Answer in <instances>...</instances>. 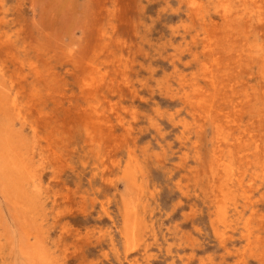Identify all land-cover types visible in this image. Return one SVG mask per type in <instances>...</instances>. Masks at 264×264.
Instances as JSON below:
<instances>
[{
    "label": "rangeland",
    "instance_id": "1",
    "mask_svg": "<svg viewBox=\"0 0 264 264\" xmlns=\"http://www.w3.org/2000/svg\"><path fill=\"white\" fill-rule=\"evenodd\" d=\"M263 103L264 0H0V264H264Z\"/></svg>",
    "mask_w": 264,
    "mask_h": 264
},
{
    "label": "bare ground",
    "instance_id": "2",
    "mask_svg": "<svg viewBox=\"0 0 264 264\" xmlns=\"http://www.w3.org/2000/svg\"><path fill=\"white\" fill-rule=\"evenodd\" d=\"M247 2H248V1H247ZM249 4H250V3H249ZM210 9H211V7H210ZM210 9H209V10H210ZM236 11H237V10H236ZM254 18H255V17H254ZM231 23H232V22H231ZM210 24H211V23H210ZM215 25H216V24H215ZM257 25H258V24H257ZM255 26H256V25H254L253 28H254ZM257 27H259V26H257ZM260 29H261V28H260ZM206 32H207V31H206ZM200 35H201V34H200ZM115 36H116V35H115ZM117 37H118V36H117ZM193 42H194V40H193ZM124 43H126V42H124ZM197 43H198V42H197ZM187 44H188V43H187ZM116 45H117V44H116ZM121 45H123V44H121ZM124 46H126V45L124 44ZM117 48H118V47H117ZM216 48H217V47H216ZM114 49H115V48H114ZM124 49H125V48H124ZM120 50H121V49H120ZM128 50H129V49H128ZM118 51H119V50H118ZM121 51H122V50H121ZM126 52H130V51H126ZM108 53H109V52H108ZM122 53H124V51H123ZM122 53H121V54H122ZM105 54H106V53H105ZM110 54H111V53H110ZM116 54H117V53H116ZM126 54H128V53H126ZM184 54H185V53H184ZM193 54H194V53H193ZM233 54H234V53H233ZM101 55H102V54H101ZM106 55H109V54H106ZM111 55H112V54H111ZM118 55H119V54H118ZM114 56H115V55H114ZM122 56H123V55H122ZM129 56H130V55H129ZM112 57H113V56H112ZM112 57H111V58H112ZM123 57H125V56H123ZM230 57H231V56H230ZM256 57H257V56H256ZM256 57H255V58H256ZM105 58H106V57H105ZM119 58H120V57H119ZM127 58H128V57H127ZM256 59H258V58H256ZM110 60H111V59H110ZM115 60H116V59H115ZM118 60H119V59H118ZM252 60H253V59H252ZM97 61H98V60H97ZM104 61H105V60H104ZM231 61H232V60H231ZM98 62H99V61H98ZM101 63H102V62H101ZM113 63H114V62H113ZM128 63H129V61H128ZM236 63H239V62L236 61ZM247 63H248V62H247ZM255 63H256V61H255ZM93 64H94V63H93ZM106 64H107V63L105 62V66H106ZM129 64H130V63H129ZM210 65H211V64H210ZM100 66H101V65H100ZM103 66H104V65H103ZM110 66H111V65H110ZM114 66L116 67V65H114ZM127 66H128V65H127ZM176 66H177V65H176ZM212 66H213V68H214V65H213V64H212ZM233 66H234V65H233ZM98 67H99V66H98ZM111 67H112V66H111ZM234 67H235V66H234ZM119 68H120V67H119ZM182 68H184V67H182ZM186 68H187V67H186ZM103 69H105V68H103ZM107 69H108V67H107ZM107 69H106V70H107ZM125 69H126V67L124 68V70H125ZM186 70H187V69H186ZM89 71H90V70H89ZM92 71H93V69H92ZM103 71H104V70H103ZM111 71H112V70H111ZM121 71H122V70H121ZM121 71H120V72H121ZM97 72H98V71H97ZM232 72H233V71H232ZM89 73H91V71H90ZM89 73H88V74H89ZM98 73H99V72H98ZM104 73H105V72H104ZM107 73H108V70H107ZM117 73H118V70H117ZM128 73H129V72H128ZM249 73H250V72H249ZM88 74H87V75H88ZM91 74H92V73H91ZM102 74H103V73H102ZM113 74H114V72H113ZM120 74H121V73H120ZM122 74H124V73L122 72ZM97 75H98V74H97ZM124 75H125V74H124ZM127 75H129V74H127ZM131 75H132V74H131ZM253 75H254V74H253ZM99 77H103V76H100V75H99ZM105 77H106V76H105ZM50 78H51V77H50ZM122 78H124V77H122ZM230 78H231V77H230ZM89 79H90L89 81L92 82L91 77H90ZM105 79H106V78H105ZM108 79H109V78H108ZM241 79H242V78H241ZM85 80H86V79H85ZM109 80H110V79H109ZM223 80H224V79H223ZM105 81H106V80H105ZM105 81H104V82H105ZM170 81H172V80H170ZM84 82H85V81H83V84H84ZM134 83H136V82H134ZM50 84H51V83H50ZM87 84H90V83L87 82ZM175 84H176V83H175ZM80 87H81V86H80ZM231 88H232V87H231ZM87 89H89V88H87ZM89 90H90V89H89ZM238 90H239V89H238ZM87 91H88V90H87ZM104 91H105V90H104ZM258 91H259V90H258ZM112 92H114V91H112ZM175 92H176V91H175ZM120 93H121V92H120ZM253 93H254V91H253ZM133 94H134V91H133ZM257 94H258V93H257ZM109 95H110V94H109ZM114 95H115V94H114ZM122 95H123V94H122ZM205 95H206V94H205ZM116 96H117V95H116ZM131 96H132V95H131ZM256 96L258 97V95H256ZM104 97H105V95H104ZM119 97H120V96H119ZM121 97H122V96H121ZM192 97H193V96H192ZM130 98H131V97H130ZM245 99H246V98H245ZM173 100H174V99H173ZM175 100H176V99H175ZM97 101H98V100H97ZM134 101H135V100H134ZM170 101H171V100H170ZM176 101H177V100H176ZM245 101H246V100H245ZM257 102H259V101H257ZM11 103L13 104V99H12ZM106 103H107V102H106ZM110 103H111V102H110ZM115 103H117V102H115ZM176 103H177V102H176ZM253 104H254V103H253ZM116 105H117V104H116ZM182 105H183V104H182ZM258 105H259V104H258ZM263 105H264V103H263ZM120 106H121V105H120ZM250 106H251V105H250ZM253 106H254V105H253ZM118 107H119V106H118ZM121 107H122V106H121ZM209 108H210V107H209ZM16 109H17V108H16ZM260 109H262V108H260ZM263 109H264V108H263ZM98 110H99V109H98ZM180 110H181V109H180ZM183 110H185V109H183ZM255 110H256V108H255ZM164 111H165V110H164ZM203 111H204V110H203ZM253 111H254V110H252V112H253ZM261 111H262V110H261ZM17 112H18V110H17ZM165 112H166V111H165ZM263 112H264V110H263ZM162 113H164V112H162ZM178 113H179V112H178ZM207 113H208V112H207ZM124 114H125V113H124ZM159 114H160V113H159ZM166 114H167V113H166ZM113 115H114V114H113ZM178 115H179V114H178ZM198 115H201V114L198 113ZM205 115H206V114H205ZM253 115H254V114H253ZM114 116H115V115H114ZM186 116H187V115H186ZM201 116H202V115H201ZM208 116H209V115H208ZM162 117H163V116H162ZM174 117H175V116H174ZM188 117H189V116H188ZM196 117H197V116H196ZM258 117H259V116H258ZM165 118H166V117H165ZM170 118H171V117H170ZM255 118H256V115H255ZM162 119H164V118H162ZM166 119H167V118H166ZM166 119H164V120H166ZM93 120H94V119H93ZM99 120H100V119H99ZM104 120H105V119H104ZM157 120H158V118H157ZM251 120H253V119H251ZM251 120H250V121H251ZM116 121H117V120H116ZM158 121H159V120H158ZM166 121H169V120L167 119ZM170 121H171V120H170ZM170 121H169V122H170ZM172 121H173V120H172ZM258 121H259V119H258ZM142 122H143V120H142ZM144 122H145V121H144ZM144 122H143V123H144ZM227 122H228V121H227ZM126 123H127V122H126ZM106 124H107V123H106ZM114 124H115V123H114ZM110 125H111V124H110ZM171 126H172V125H171ZM253 126H254V125H253ZM121 127H122V126H121ZM174 127H175V126H174ZM177 127H178V125H177ZM7 128H8V127H7ZM168 128H169V127H168ZM254 128H255V126H254ZM149 129H150V128H149ZM164 129H165V128H164ZM166 129H167V128H166ZM176 129H177V128H176ZM259 129H260V128H259ZM247 130H248V129H247ZM254 130H255V129H254ZM261 130H262V129H261ZM87 131H88V130H87ZM96 131H97V130H96ZM111 131H112V130H111ZM136 132H137V131H136ZM151 132H152V129H151ZM8 133H9V132H8ZM111 133H112V132H111ZM145 133H146V132H145ZM169 133H170V131H169ZM172 133H173V132H172ZM174 133H175V132H174ZM188 133H189V132H188ZM96 134H97V133H96ZM100 134H101V133H100ZM0 135H1V134H0ZM102 135H103V134H102ZM102 135H101V136H102ZM248 135H250V134H248ZM144 136H145V135H144ZM146 136H148V135H146ZM3 137H4V136H3ZM88 137H89V136H88ZM138 137H139V136H138ZM251 137H252V136H251ZM259 137H260V136H259ZM103 138H104V137H103ZM127 138H128V137H127ZM158 138H159V137H158ZM189 138H190V137H189ZM193 138H194V137H193ZM195 138H196V137H195ZM236 138H237V137H236ZM100 139H101V138H100ZM128 139H129V138H128ZM162 139H163V138H162ZM162 139H161V141H162ZM172 139H173V138H172ZM172 139H171V140H172ZM191 139H192V138H191ZM234 139H235V138H234ZM250 139H251V138H250ZM89 140H90V138H89ZM89 140H88V141H89ZM104 140H105V139H104ZM137 140H138V139H137ZM152 140H153V139H152ZM235 140H236V139H235ZM151 142H152V141H151ZM249 142H250V141H249ZM102 143H103V142H102ZM185 143H186V142H185ZM89 144H90V143H89ZM154 144H155V143H154ZM99 145H100V144H99ZM99 145H98V146H99ZM114 145H115V144H114ZM116 145H117V144H116ZM155 145H156V144H155ZM155 145H154V146H155ZM166 145H167V144H166ZM98 146H97V147H98ZM139 146H140V145H139ZM170 146H171V145H170ZM14 147H15V146H14ZM97 147H96V148H97ZM125 147H127V146H125ZM165 147H166V146H165ZM168 147H169V146H168ZM178 147H179V146H178ZM186 147H188V146H186ZM261 147H262V146H261ZM93 148H94V147H93ZM139 148H140V147H139ZM149 148H150V147H149ZM198 148H199V146H198ZM98 149H99V148H98ZM100 149H101V148H100ZM151 149H152V148H151ZM96 150H97V149H96ZM167 150H168V149H167ZM93 151H94V150H93ZM130 151H131V150H130ZM150 151H151V150H150ZM168 151H170V150H168ZM226 151H227V149H226ZM177 152H178V149H177ZM134 153H135V152H134ZM137 153H139V151H138ZM161 153H162V152H161ZM190 153H191V152H190ZM219 153H220V152H219ZM166 154H167V153H166ZM222 154H223V153H222ZM24 155H25V153H24ZM140 155H141V154H140ZM172 155H173V154H172ZM254 155H255V154H254ZM98 156H99V155H98ZM134 156H135V155H134ZM166 156H167V155H166ZM169 156H170V155H169ZM173 156H174V155H173ZM175 156H176V155H175ZM141 157H142V156H141ZM225 157H226V156H225ZM233 157H234V156H233ZM121 158H122V157H121ZM129 158H130V157H129ZM131 158H132V157H131ZM188 158H189V157H188ZM122 159H123V158H122ZM133 159H135V158H133ZM133 159H132V161H134ZM213 159H214V158H213ZM221 159H223V158H221ZM226 159H228V158H226ZM96 160H97V159H96ZM127 160H128V159H127ZM130 160H131V159H130ZM214 160H215V159H214ZM214 160H213V161H214ZM138 161H140V160H138ZM248 161H249V160H248ZM134 162H135V161H134ZM186 162H187V161H186ZM186 162H185V163H186ZM230 162H231V161H230ZM123 163H124V162H123ZM128 163H129V162H128ZM154 163H155V162H154ZM161 163H162V162H161ZM192 163H193V162H192ZM197 163H198V162H197ZM218 163H219V162H216V164H218ZM126 164H127V163H126ZM170 164H171V163H170ZM187 164H188V163H187ZM187 164H186V165H187ZM241 164H242V163H241ZM253 164H255V163L253 162ZM258 164H259V162H258ZM213 165H215V164H213ZM131 166H132V165H131ZM259 166H260V165H259ZM217 167H218V166H217ZM260 167H261V166H260ZM125 168H126V167H125ZM128 168H131V167L128 166ZM128 168H127V169H128ZM140 168H141V167H140ZM213 168L215 169V167H213ZM218 168H219V167H218ZM235 169H236V168H235ZM7 170H8V169H7ZM119 170H120V169H119ZM122 170H123V168H122ZM175 170H176V169H175ZM220 170H221V169H220ZM132 171H133V169H132ZM237 171H238V170H237ZM10 172H11V171H10ZM121 172H122V171H121ZM141 172H142V171H141ZM141 172H140V173H141ZM143 172H144V171H143ZM169 172H170V171H169ZM198 172H199V171H198ZM222 172H223V171H222ZM234 172H236V171H234ZM11 173H12V172H11ZM175 173H176V172H175ZM190 173H191V172H190ZM214 173H215V172H214ZM231 173H232V171H231ZM238 173H239V172H238ZM122 174H123V173H122ZM124 174H125V173H124ZM143 174H144V173H143ZM128 175H129V174H128ZM140 175H141V174H140ZM231 175H232V174H231ZM236 175H237V174H236ZM125 176H126V178H130V177H128L127 175H125ZM129 176H130V175H129ZM219 176H220V175H219ZM238 176H239V175H238ZM252 176H253V175H252ZM122 177H123V175H122ZM131 177H134V176L132 175ZM189 177H190V176H189ZM123 178H124V177H123ZM134 179H135V178H134ZM142 179H143V178H142ZM198 179H199V178H198ZM228 179H229V177H228ZM262 179H263V178H262ZM188 180H189V179H188ZM192 180H193V179H192ZM219 180H220V179H219ZM229 180H230V179H229ZM135 181H136V180H135ZM216 181H217V180H216ZM130 182H131V181H130ZM145 182H146V180H145ZM262 182H263V181H262ZM134 183H135V182H134ZM173 183H174V182H173ZM199 183H200V182H199ZM214 183H215V182H214ZM248 183H249V182H247V184H248ZM131 184H132V183H131ZM230 184H231V183H230ZM249 184H250V183H249ZM147 185H148V182H147ZM151 185H152V184H151ZM176 185H177V183H176ZM250 185H251V184H250ZM253 185H254V184H253ZM148 186H149V185H148ZM148 186H147V188H148ZM183 186H184V185H183ZM194 186H195V185H194ZM197 186H199V185H197ZM215 186H216V185H215ZM234 186H235V185H234ZM263 186H264V185H263ZM131 187H132V186H131ZM157 187H158V186H157ZM173 187H174V186H173ZM177 187H178V185H177ZM177 187H176V188H177ZM184 187H185V186H184ZM201 187H202V186H201ZM204 187H205V186H204ZM132 188H133V187H132ZM152 188H153V187H152ZM193 188H194V187H193ZM193 188H192V189H193ZM232 188H233V187H232ZM207 189H208V188H207ZM235 189H236V188H235ZM251 189H252V187H251ZM262 189H263V188H262ZM174 190H175V189H174ZM174 190H173V191H174ZM199 190H200V189H199ZM263 190H264V189H263ZM138 191H139V190H138ZM143 191H144V190H143ZM200 191H201V190H200ZM206 191H208V190H206ZM140 192H141V191H139V194H140ZM198 192H199V191H198ZM255 192H256V191H255ZM258 192H259V191H258ZM258 192H257V194H259ZM141 193H142V192H141ZM151 193H152V192H151ZM151 193H150V194H151ZM176 193H177V192H176ZM190 193H191V192H190ZM192 193H193V192H192ZM208 193H209V192H208ZM217 193H218V192H217ZM224 193H225V192H224ZM238 193H239V192H238ZM132 194H133V193H132ZM202 194H204V193H202ZM206 194H207V193H206ZM234 194H235V193H234ZM245 194H246V193H245ZM159 195H160V194H159ZM177 195H178V194H177ZM239 195H240V193H239ZM247 195H248V194H247ZM202 196H203V195H202ZM205 196H206V195H205ZM203 197H204V196H203ZM206 197H207V196H206ZM228 197H229V196H228ZM142 198H143V197H142ZM201 198H202V197H201ZM246 198H247V197H246ZM123 199H124V198H123ZM194 199H195V198H194ZM184 200H185V199H184ZM190 200H191V199H190ZM204 200H205V199H204ZM206 200H207V199H206ZM208 200H209V202H210V198H209ZM141 201H142V200H141ZM143 201H144V200H143ZM148 201H149V200H148ZM224 201H225V200H224ZM255 201H256V200H255ZM261 201H262V200H261ZM116 202H117V200H116ZM246 202H247V201H246ZM121 203H122V202H121ZM117 204H118V203H117ZM122 204H123V203H122ZM132 204H133V202H132ZM132 204H131V206H132ZM139 204H140V203H139ZM184 204H185V203H184ZM194 204H195V203H194ZM203 204H204V203H203ZM123 205H124V204H123ZM129 205H130V204H129ZM129 205H128V206H129ZM180 206H181V205H180ZM198 206H199V205H198ZM120 207H121V206H120ZM124 207H125V205H124ZM133 207L135 208V206H133ZM184 207H185V206H184ZM232 207H233V206H232ZM138 208H139V207H138ZM144 208H145V207H144ZM197 208H198V207H197ZM141 209H142V207H141ZM182 209H183V208H182ZM132 210L134 211L133 208H132ZM132 210H130V212H131ZM139 210H140V208H139ZM186 210H187V209H186ZM143 211H144V210H143ZM206 211H207V210H206ZM116 212H118V211H116ZM189 212H190V211H189ZM200 212H201V211H200ZM259 212H260V211H259ZM126 213H127V212H126ZM140 213H141V212H140ZM206 213H207V212H206ZM262 213H264V212H262ZM117 214H118V213H117ZM130 214H131V213H130ZM150 214H151V211H150ZM180 214H181V213H180ZM251 214H252V213H251ZM128 215H129V214H128ZM151 215H152V214H151ZM163 215H164V214H163ZM181 215H182V214H181ZM189 215H190V213H189ZM206 215H207V214H206ZM252 215H253V214H252ZM260 215H261V213H260ZM263 215H264V214H263ZM132 216H133V214H132ZM132 216H131V217H132ZM253 216H254V215H253ZM125 217H126V216H125ZM133 217H134V216H133ZM152 217H153V216H152ZM195 217H196V215H195ZM256 217H257V216H256ZM119 218H120V217H119ZM160 218H161V217H160ZM205 218H206V217H205ZM143 219H145V218H143ZM155 219H156V218H155ZM183 219H184V217H183ZM192 219H193V218H192ZM253 219H254V218H253ZM255 219H256V218H255ZM257 219H258V217H257ZM145 220H146V219H145ZM149 220H150V217H149ZM160 220H161V219H160ZM195 220H196V219H195ZM200 220H201V219H200ZM115 221H116V220H115ZM131 221H132V220H131ZM131 221H129V222L131 223ZM217 221H218V219H217ZM252 221H253V220H252ZM111 222H112V221H111ZM116 222H117V221H116ZM141 222H142V221H141ZM144 222H145V221H144ZM191 222H192V221H191ZM194 222H195V221H194ZM201 222H202V220H201ZM206 222H207V221H206ZM208 222H209V221H208ZM258 222H259V221H258ZM258 222H257V224H258ZM117 223H118V222H117ZM130 223H129V224H130ZM132 223H133V222H132ZM146 223H147V222H146ZM198 223H199V222H198ZM203 223H204V222H203ZM125 224H126V223H125ZM152 224H153V222H152ZM194 224H195V223H194ZM122 225H123V224H122ZM132 225H133V224H132ZM235 225H236V224H235ZM245 225H248V224H245ZM262 225H263V224H262ZM129 226H131V224H130ZM160 226H161V225H160ZM169 226H170V225H169ZM178 226H179V225H178ZM237 226H238V225H237ZM113 227H114V225H113ZM116 227H117V225H116ZM195 227H197V226H195ZM203 227H204V225H203ZM239 227H240V225H239ZM254 227H256V226H255V223H254ZM259 227L262 228V226H259ZM263 227H264V225H263ZM114 228H115V227H114ZM117 228H118V227H117ZM133 228H134V227H133ZM133 228H132V229H133ZM158 228H159V227H158ZM166 228H167V227H166ZM189 228H190V227H189ZM147 229H148V228H147ZM170 229H172V228H169V230H170ZM181 229H183V228H181ZM184 229H185V228H184ZM140 230H142V229H140ZM196 230H197V229H196ZM250 230H251V229H250ZM263 230H264V229H263ZM115 231H116V230H115ZM137 231H138V230H137ZM166 231H167V230H166ZM203 231H204V230H203ZM140 232H141V231H140ZM145 232H146V231H145ZM145 232H144V233H145ZM173 232H174V231H173ZM177 232H178V231H177ZM191 232H192V231H191ZM195 232H196V231H194V233H195ZM116 233H117V232H116ZM119 233H120V232H119ZM125 233H127V232H125ZM164 233H165V232H164ZM194 233H193V234H194ZM197 233H198V232H197ZM202 233H204V232H202ZM109 234H110V232H109ZM128 234H129V233H128ZM147 234H148V233H147ZM147 234H146V235H147ZM172 234H173V233H172ZM185 234H186V233H185ZM199 234H200V233H199ZM199 234H198V235H199ZM257 234H258V232H257ZM257 234H256V232H255V235H257ZM158 235H159V233H158ZM164 235H165V234H164ZM205 235H206V234H205ZM200 236H201V235H200ZM257 236H258V235H257ZM187 237H188V236H187ZM252 237L255 238V236H253V235H252ZM201 238H202V237H201ZM228 238H229V237H228ZM254 238H253V239H254ZM257 238H258V237H257ZM262 238H263V237H262ZM119 239H120V238H119ZM130 239H131V238H130ZM167 240H168V239H167ZM250 240H251V237H250ZM255 240H256V239H255ZM255 240H254V242H256ZM207 241H208V240H207ZM214 241H216V240H214ZM262 241H263V240H262ZM224 242H225V241H224ZM161 243H162V242H161ZM246 243H247V242H246ZM132 244H133V243H132ZM140 244H141V243H140ZM142 244H143V243H142ZM197 244H198V243H197ZM219 244H220V243H219ZM247 244H249V243H247ZM251 245H252V244H251ZM119 246H120V244H119ZM133 246H134V245H133ZM194 246H195V245H194ZM221 246H222V245H221ZM221 246H220V247H221ZM252 246H253V245H252ZM128 247H129V246H128ZM192 247H193V245H192ZM207 247H208V245H207ZM247 247H248V246H247ZM134 248H135V247H134ZM161 249H162V248H161ZM188 249H189V248H188ZM250 249H251V248H250ZM162 250H163V249H162ZM164 250H165V249H164ZM178 250H179V249H178ZM157 251H158V250H157ZM185 251H186V250H185ZM196 251H197V250H196ZM212 251H213V250H212ZM212 251H211V252H212ZM215 251H216V250H215ZM225 251H226V250H225ZM227 251L229 252V250H227ZM251 251H252V250H250V253H251ZM261 251H262V250H261ZM133 252H135V251H133ZM164 252H165V251H163V253H164ZM179 252H180V251H179ZM216 252H217V251H216ZM254 252H255V251H254ZM263 252H264V251H263ZM113 253H114V251H113ZM244 253H245V252H243V254H244ZM257 253H259V252H257ZM121 254H122V253H121ZM201 254H202V253H201ZM245 254H247V253H245ZM251 254H252V253H251ZM172 255H173V254H172ZM195 255H196V254H195ZM157 256H159V255H157ZM255 257H256V256H255ZM256 258L259 259L258 257H256ZM115 259H116V258H115ZM123 259H125V258H123ZM163 259H165V257H164ZM168 259H169V258H168ZM257 259H256V260H257ZM260 259H262V257H261ZM233 260H234V259H233ZM235 260H237V259H235ZM238 260H239V259H238ZM245 260H247V259H245ZM263 260H264V259H263ZM257 261H258V260H257ZM194 262H195V261H194ZM233 262H234V261H233ZM164 263H165V262H164ZM234 263H235V262H234ZM236 263H237V262H236Z\"/></svg>",
    "mask_w": 264,
    "mask_h": 264
}]
</instances>
